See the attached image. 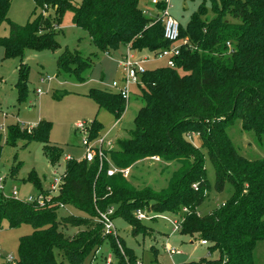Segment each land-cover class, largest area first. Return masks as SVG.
Instances as JSON below:
<instances>
[{
    "label": "trees",
    "instance_id": "16d2710c",
    "mask_svg": "<svg viewBox=\"0 0 264 264\" xmlns=\"http://www.w3.org/2000/svg\"><path fill=\"white\" fill-rule=\"evenodd\" d=\"M205 1L185 27L180 25V38L188 42L181 46L175 67L145 68L140 75L137 85L141 86L143 105L134 117L130 136L117 139L115 148L105 150L101 165L98 157L90 162L68 158L57 193L42 206L0 198V229L3 221L9 227L29 224L33 229L19 237L17 259L3 264H57L56 250L77 264L106 240L116 264H136L134 252L125 245L119 248V236L115 239L106 234L97 220L98 211L112 206V218L122 216L133 234L147 227L134 216L136 210L182 217L181 233L205 240L209 254L216 252L215 257L185 264H255L253 250L264 240V156H243L226 128L238 118L243 129L264 138V0H219V4L213 0V16L209 18ZM10 2L0 0V25L7 22L9 27L8 35L0 37L4 59L23 57L26 49L58 48L55 34L65 10L73 12L72 22L84 28L106 53L127 43L133 51L150 55L169 46L160 21L145 17L138 0H84L81 4L73 0H34L35 9L38 6L42 11L23 25L8 18ZM48 10L53 14L44 13ZM56 63L59 69L83 80L82 72L93 62L90 56L65 49ZM28 69L24 63L18 67L15 87L19 101L26 93ZM87 95L116 120L121 117L126 101L120 93L94 87ZM51 126L46 120L30 128L18 122L9 124L4 142L15 145L19 140L40 141L50 152L51 163H55L60 150L48 147ZM91 127L94 138L102 124L93 119ZM191 133L199 136L200 146L188 138ZM201 149L206 150L214 168L215 190L222 191L226 183L232 186L231 195L206 214L198 210L210 188ZM1 150L0 140V157ZM150 156L179 164L160 190L137 188L120 172L111 176L106 173L110 163L126 168ZM27 179L39 187L40 194L49 195L34 172ZM61 207L75 208L83 214L59 216ZM67 225L78 230L66 235L59 228Z\"/></svg>",
    "mask_w": 264,
    "mask_h": 264
},
{
    "label": "rangeland",
    "instance_id": "374dc122",
    "mask_svg": "<svg viewBox=\"0 0 264 264\" xmlns=\"http://www.w3.org/2000/svg\"><path fill=\"white\" fill-rule=\"evenodd\" d=\"M202 0H170L169 13L182 27H185L194 11L198 9ZM219 4V0H215ZM81 4L84 0H73ZM213 0H206V17H212ZM138 8L147 18L159 16L160 10L151 0H138ZM35 9L34 0H11L8 10V18L16 24L23 25L38 12L42 11L37 6ZM53 14L51 10L44 12ZM73 12L65 10L62 14L61 23L56 30L55 39L59 47L55 50L26 49L23 57L3 58L4 50L0 45V140L2 144L0 157V177H5V192L10 194L15 188L18 198L24 199L29 195H36L40 192L32 181L27 178L34 172L44 190L50 189V184L57 176H62L65 171L67 156L71 159H81L84 154V147L81 138L84 135L77 123L84 122L86 128L92 131V120L96 119L102 124L97 138L106 135V139L112 141L115 148L117 139L128 138L133 128V120L138 109L143 105L140 96V87L137 84H130V93L125 104L124 111L119 119L104 108H99L96 102L88 96L90 88H101L108 91L115 90L109 86L113 81H119L123 75L122 67L117 63L118 59L125 53L124 45L118 49L106 53L100 50L91 40L87 31L72 22ZM9 33L7 22L0 25V37ZM65 49L77 50L84 56H90L92 66L89 70L82 72L83 80H78L73 74H68L59 69L56 63L57 57ZM20 63L27 65L28 77L26 93L23 100H18L15 84L18 80V67ZM146 69H153L165 66V60L148 56L144 62ZM41 92L38 93L37 89ZM40 120L50 121L52 126L48 136V147L55 146L60 150V158L55 162L50 161V152L45 149L44 143L40 141L19 140L15 145L6 144L5 136L7 126L12 123L22 122L25 126L37 124ZM231 141L243 156L256 159L264 156V138H258L253 130L242 128L238 118L226 128ZM91 136V134H90ZM191 142L199 145L197 136L188 137ZM96 139V138H95ZM96 140L93 139L92 142ZM204 167L210 184L203 203L198 210L201 214L209 213L216 206L224 202L232 193V186L226 183L222 191L214 188V168L208 158L205 149ZM179 164L173 161H165L160 158L154 161L151 158H143L130 166V173L126 177L137 188L150 186L160 190L167 185V182ZM51 196L54 194L49 193ZM50 195H44L49 197ZM8 196V195H7ZM6 198V197H4ZM3 198V199H4ZM1 201V199H0ZM113 212L115 207L112 206ZM58 215L68 213L83 214L81 211L70 207L59 208ZM137 215V210L133 212ZM147 217L140 219L147 226L142 232L133 234L131 226L120 215L112 218L114 230L119 239L116 244L121 248L123 245L132 250L137 261L141 264H185L200 258H211L216 252L209 254L206 245H201L199 240L189 234L181 233V230L172 231L173 221L178 220L177 215L166 212H149ZM61 231L66 235H73L78 228L67 225L60 226ZM29 224H21L17 227H9L3 221L0 229V264L7 262V257L12 256V261L17 259L18 239L20 236L29 234L32 231ZM122 241V242H121ZM121 246V247H120ZM176 248L179 253L169 256L167 249ZM121 253L122 250H121ZM116 264L117 259L113 254L108 240L83 257L77 264H103L106 257ZM57 264H76L63 257L58 250L55 254ZM255 264H264V240L257 242L253 250Z\"/></svg>",
    "mask_w": 264,
    "mask_h": 264
},
{
    "label": "built area",
    "instance_id": "2783aa9c",
    "mask_svg": "<svg viewBox=\"0 0 264 264\" xmlns=\"http://www.w3.org/2000/svg\"><path fill=\"white\" fill-rule=\"evenodd\" d=\"M151 3L154 5L160 4L159 7L160 14L159 16L153 17L155 21H160L162 24L163 29V37L169 42V46L166 48H163L159 50L155 55H151L154 58L157 59H163L165 60V64L168 67H175V58L180 55V48L182 45L186 44L188 42L187 38L181 39L179 34V28L180 23L173 18L169 13V7H170V0H151ZM229 45V43H227ZM125 53L118 59L117 63L122 67L123 69V75L122 78L119 81H113L112 84L109 86L110 88H113L115 92L120 93V95L125 99L127 103V99L130 93L129 86L130 84H139L140 83V75L142 72H144V62L148 60V57H138L135 53V51L132 50L130 43H127L125 45ZM37 92L40 93V88L37 89ZM19 123V122H18ZM20 125V123H19ZM21 127H27L30 128L33 125L25 126V124L22 122L20 125ZM77 128H80L84 135L81 138V144L84 147V154L82 159L90 162L95 157H98L100 161V165L102 163V160L105 159V150H110L113 148V143L110 140L106 139V135L102 137H94L91 138L90 136V128L85 127L84 122L77 123ZM195 133H191L190 136H193ZM189 136V137H190ZM96 138V139H95ZM96 140L95 142H92ZM70 158L67 156L66 159ZM154 161H159L160 158L158 156H150ZM116 172H120L123 176L127 177L130 173V168H118L110 163L108 169L106 170V173L108 176H111L115 174ZM62 181V176H57L53 179L52 183L50 184L49 193L56 194L58 191V187ZM195 187V185H194ZM8 195V196H7ZM50 195V194H49ZM6 197V198H18V192L15 188H13L10 192V194H6L5 192V177H0V198ZM51 197H46L40 193L36 195H29L27 198L20 199L26 202H36L39 206H42L45 202V200H48ZM185 208L183 209V211ZM112 207L108 208L106 211H98L97 220L101 222L103 225V230L106 234H111L115 238L117 237V232L114 230L113 220H112ZM147 214L144 213L141 210H137L136 217L138 219H143ZM182 221V217L178 218V220L173 221V228L172 231H176L180 228V224ZM200 244L207 245V242L205 240H200ZM167 253L170 255L179 253V250L172 247L167 249ZM12 256L7 257V261H11ZM112 261L109 257L105 258V261L103 264H111ZM136 264H141L140 261H137Z\"/></svg>",
    "mask_w": 264,
    "mask_h": 264
},
{
    "label": "crops",
    "instance_id": "0c3cea01",
    "mask_svg": "<svg viewBox=\"0 0 264 264\" xmlns=\"http://www.w3.org/2000/svg\"><path fill=\"white\" fill-rule=\"evenodd\" d=\"M125 46V45H124ZM136 53V55L138 56V57H148V56H150V54H148L146 51H140V52H135ZM31 125H34V124H31ZM193 136H197L198 137V140H199V144H200V139H199V136L197 135V134H194ZM130 168V167H129ZM38 194V193H37ZM200 243V242H199ZM202 245V244H201Z\"/></svg>",
    "mask_w": 264,
    "mask_h": 264
}]
</instances>
